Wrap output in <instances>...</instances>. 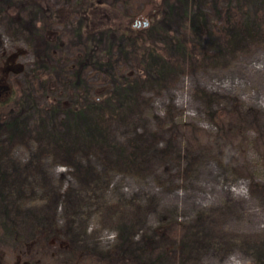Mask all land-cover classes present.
I'll return each instance as SVG.
<instances>
[{"label": "rangeland", "instance_id": "1", "mask_svg": "<svg viewBox=\"0 0 264 264\" xmlns=\"http://www.w3.org/2000/svg\"><path fill=\"white\" fill-rule=\"evenodd\" d=\"M86 1L0 0V257L264 264V0H120L160 68L105 33L77 85Z\"/></svg>", "mask_w": 264, "mask_h": 264}, {"label": "trees", "instance_id": "2", "mask_svg": "<svg viewBox=\"0 0 264 264\" xmlns=\"http://www.w3.org/2000/svg\"><path fill=\"white\" fill-rule=\"evenodd\" d=\"M119 2L120 0H87L82 8L80 12V24L84 34L89 38L90 43L87 51L79 58V60H77L78 64L76 65L77 69L75 72L77 85H82L84 83L83 72L85 69L99 65L104 61L101 55L98 54V50L105 33H109L113 43L119 35L127 36L130 40L131 46L139 50L142 65L145 67L146 71L160 68L157 66V62L163 57V53L160 43L155 37V16L148 27H138L133 21V17H130L121 11ZM165 2L166 0L162 5L165 4ZM157 23L159 24V22ZM192 28L195 44H212V33L209 29L206 18L202 13L198 12L195 16ZM170 44L172 47L178 46L181 52L185 51L188 53L191 51L187 45H184L185 41L176 36L175 38H172ZM38 57L42 58L41 51L39 52ZM125 84L126 82L124 81L116 82L117 88H121ZM102 102V98L100 97H96L93 100V103L96 106H101ZM86 109V107H83L80 112H76L77 117L74 120L76 121L75 124L83 125V119L88 118L85 114ZM87 124L84 126L85 131H88L89 129L87 128ZM0 259L4 264H7L5 257H0ZM24 264H26V262H24Z\"/></svg>", "mask_w": 264, "mask_h": 264}, {"label": "water", "instance_id": "3", "mask_svg": "<svg viewBox=\"0 0 264 264\" xmlns=\"http://www.w3.org/2000/svg\"><path fill=\"white\" fill-rule=\"evenodd\" d=\"M145 26H148V24H147V23H145Z\"/></svg>", "mask_w": 264, "mask_h": 264}]
</instances>
